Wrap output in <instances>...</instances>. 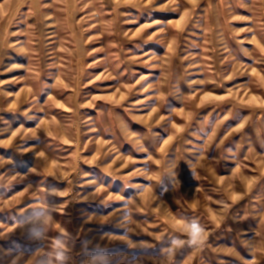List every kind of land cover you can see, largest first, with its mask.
Wrapping results in <instances>:
<instances>
[{
  "label": "rangeland",
  "instance_id": "374dc122",
  "mask_svg": "<svg viewBox=\"0 0 264 264\" xmlns=\"http://www.w3.org/2000/svg\"><path fill=\"white\" fill-rule=\"evenodd\" d=\"M0 264H264V0H0Z\"/></svg>",
  "mask_w": 264,
  "mask_h": 264
}]
</instances>
